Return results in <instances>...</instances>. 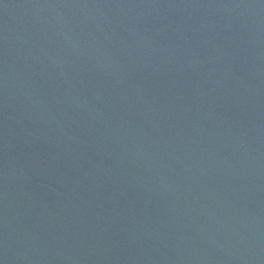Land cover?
<instances>
[{
	"label": "water",
	"instance_id": "1",
	"mask_svg": "<svg viewBox=\"0 0 264 264\" xmlns=\"http://www.w3.org/2000/svg\"><path fill=\"white\" fill-rule=\"evenodd\" d=\"M0 264H264V0H0Z\"/></svg>",
	"mask_w": 264,
	"mask_h": 264
}]
</instances>
